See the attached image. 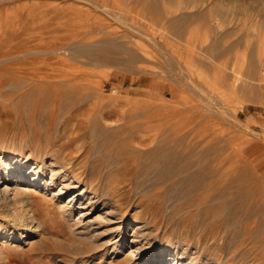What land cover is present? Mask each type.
Wrapping results in <instances>:
<instances>
[{
  "label": "rangeland",
  "instance_id": "obj_1",
  "mask_svg": "<svg viewBox=\"0 0 264 264\" xmlns=\"http://www.w3.org/2000/svg\"><path fill=\"white\" fill-rule=\"evenodd\" d=\"M2 162L0 264H264V0H0Z\"/></svg>",
  "mask_w": 264,
  "mask_h": 264
},
{
  "label": "bare ground",
  "instance_id": "obj_2",
  "mask_svg": "<svg viewBox=\"0 0 264 264\" xmlns=\"http://www.w3.org/2000/svg\"><path fill=\"white\" fill-rule=\"evenodd\" d=\"M72 82H73V80H72ZM89 84H93V83H89ZM21 174H22L21 165H17V164L11 165L10 163H4V162L0 163V205L2 206L4 204L2 207L6 208V210L10 216L11 215L13 216L12 221L10 223L8 222L9 226H7V229L5 230V232H9V236H7V237H9L8 239L16 238V240L19 239L18 241H21L22 243H28L29 242V241L27 242L28 239H25L23 237H27L28 235H30V233L32 231H37L39 229V223H38V220L36 219L34 212L32 211L33 210L32 209L33 200L31 198H32V195L34 192L31 191V187L24 188L21 186V184H19V181H15V179H14L15 177H20L19 175H21ZM38 174H40V173L36 172L35 176L36 175L38 176ZM37 176L35 178H33L31 181L26 180L24 178L23 179L20 178V180L22 182L26 180V183H29V184H31V186H33L37 182ZM57 176L61 177L63 187L64 186H66V187L70 186V183H67V181H69L68 180L69 172L66 170V168L63 170H60L59 172L53 171L52 176H51V180L53 178L55 179V177L57 178ZM3 182H5V186L1 187ZM54 184H55V182H54ZM44 185L47 186L46 184H44ZM59 191H61V190L59 189ZM55 196H56V194L53 195V197H55ZM72 199H73L72 204L75 205L76 198H72ZM79 199L81 200V202L78 203L80 206L85 205L83 203L90 204V202H91V197H90V200L87 202L83 201V198H79ZM8 202H9V205L12 206V208H11L13 210L12 212L10 211V209L8 207L9 205L7 206ZM72 204L62 205L60 207V210L65 214L66 217L69 216L68 214H69L71 208L74 207V205L71 206ZM112 207L113 208L111 209V211L109 213L111 214V216H117L118 215L117 214L118 209L115 206H112ZM81 212H83V211H81ZM81 212H80V214H83ZM117 218H120V217L118 216ZM76 225H77L76 222L70 223V228H71L72 232L77 233V231L75 230ZM34 226H35V228H34ZM3 235H4V233H3ZM17 237H18V239H17ZM19 237H21V238H19ZM3 239H4V237H3ZM91 244H92L91 248L89 250H87L86 252H82V253L88 254L90 252L91 253L97 252V249H99L100 245H101L100 243L98 244L95 242H93ZM112 249H113L112 251L114 252L117 249V246L113 245ZM73 252H74V250H73ZM137 252H138V250L136 249L135 251L132 252V255H135V253H137ZM155 255H156V253L154 252V250H151L150 254H149V256H151V258H148V261L146 260V262H149L150 259L153 260ZM102 257H103V255H102ZM170 259H171L170 260L171 264H173L174 263L173 261H175V260H172V258H170ZM184 264H187V263H184Z\"/></svg>",
  "mask_w": 264,
  "mask_h": 264
}]
</instances>
